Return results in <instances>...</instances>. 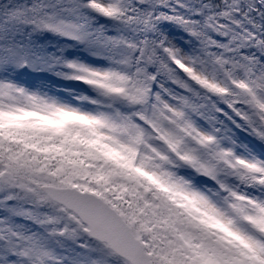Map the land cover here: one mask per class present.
<instances>
[{
  "label": "snow or ice",
  "instance_id": "obj_1",
  "mask_svg": "<svg viewBox=\"0 0 264 264\" xmlns=\"http://www.w3.org/2000/svg\"><path fill=\"white\" fill-rule=\"evenodd\" d=\"M0 264H264V0H0Z\"/></svg>",
  "mask_w": 264,
  "mask_h": 264
}]
</instances>
